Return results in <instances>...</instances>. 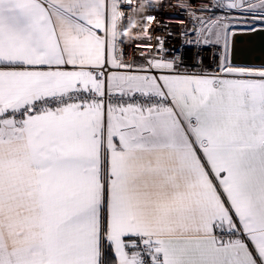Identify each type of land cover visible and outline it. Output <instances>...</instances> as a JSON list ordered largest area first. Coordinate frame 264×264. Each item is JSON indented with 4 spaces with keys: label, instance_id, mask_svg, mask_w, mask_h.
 I'll return each mask as SVG.
<instances>
[{
    "label": "snow or ice",
    "instance_id": "snow-or-ice-1",
    "mask_svg": "<svg viewBox=\"0 0 264 264\" xmlns=\"http://www.w3.org/2000/svg\"><path fill=\"white\" fill-rule=\"evenodd\" d=\"M255 32L264 0H0V264H264Z\"/></svg>",
    "mask_w": 264,
    "mask_h": 264
},
{
    "label": "built area",
    "instance_id": "built-area-1",
    "mask_svg": "<svg viewBox=\"0 0 264 264\" xmlns=\"http://www.w3.org/2000/svg\"><path fill=\"white\" fill-rule=\"evenodd\" d=\"M145 2V0H141V3ZM147 3H150L154 6H159L161 4H171V3H174L175 0H146ZM153 16H156L158 18H161L162 20V23L165 24V25H168L169 29L170 30H178L179 28L183 27V25H181L179 23V20L180 19H183V17H180L178 15V11H174L172 8H165L164 10L162 11H155L153 13H151ZM130 15L133 17V20L139 24L140 23V17L141 16H146L148 15L147 12H135V13H130ZM175 17V19H174ZM149 28H155L157 31L155 33V35H163L164 33L162 32L161 30V24L159 22L157 23H151L149 24ZM134 31H140V32H143L144 29L143 28H138V29H134ZM179 37H175L172 39L171 41V45L170 46H177L176 45V40H178ZM139 50V49H138ZM132 49L129 48V56L131 57L132 56ZM204 57H205V60L208 59V54L205 53L204 54Z\"/></svg>",
    "mask_w": 264,
    "mask_h": 264
},
{
    "label": "water",
    "instance_id": "water-1",
    "mask_svg": "<svg viewBox=\"0 0 264 264\" xmlns=\"http://www.w3.org/2000/svg\"><path fill=\"white\" fill-rule=\"evenodd\" d=\"M238 62L264 63V32L241 33L236 38Z\"/></svg>",
    "mask_w": 264,
    "mask_h": 264
},
{
    "label": "clouds",
    "instance_id": "clouds-1",
    "mask_svg": "<svg viewBox=\"0 0 264 264\" xmlns=\"http://www.w3.org/2000/svg\"><path fill=\"white\" fill-rule=\"evenodd\" d=\"M132 27H135V24ZM129 35H131V28L129 29Z\"/></svg>",
    "mask_w": 264,
    "mask_h": 264
}]
</instances>
